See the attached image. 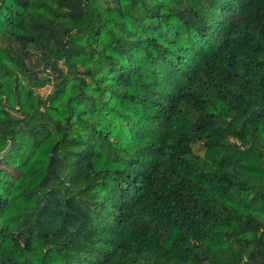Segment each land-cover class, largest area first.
<instances>
[{
  "label": "clouds",
  "instance_id": "1",
  "mask_svg": "<svg viewBox=\"0 0 264 264\" xmlns=\"http://www.w3.org/2000/svg\"><path fill=\"white\" fill-rule=\"evenodd\" d=\"M256 4L260 21L241 22L215 54L196 23L215 14L208 0L20 9L22 26L0 32V264H65L77 247L111 252L97 264H259ZM78 217L107 227L109 243L68 227Z\"/></svg>",
  "mask_w": 264,
  "mask_h": 264
},
{
  "label": "trees",
  "instance_id": "2",
  "mask_svg": "<svg viewBox=\"0 0 264 264\" xmlns=\"http://www.w3.org/2000/svg\"><path fill=\"white\" fill-rule=\"evenodd\" d=\"M29 5V0H0V32L4 29H18L22 26L24 22L23 13L20 9L27 8ZM209 8L212 9L215 14H209L210 19H204L203 17L196 20L199 31L202 37L208 35V30L211 29L213 35L212 44L209 48H214V53L223 51L224 48L235 44L231 41L230 37L234 29L238 25L247 20L249 23L252 21L259 22L261 16L259 11L253 12V8L258 9L256 0H208ZM218 10V11H216ZM185 12L191 13L190 9H186ZM159 19V14L155 16ZM179 35V33H177ZM152 44L153 41L150 39L147 42ZM170 43H175V41H170ZM243 44V42H241ZM249 50L255 55H259L260 49L258 47H251L245 45ZM239 47V45H237ZM264 67V64L257 63L256 70ZM259 74V73H258ZM260 83L264 85V76L261 77ZM147 179V177H145ZM136 192H140L137 188ZM123 215V214H122ZM121 217H116V223L120 222ZM77 226L84 230L85 234H91L93 232H99L101 239L104 244L109 243L110 230L107 227L99 228L94 217H83L76 218L69 223L68 227ZM2 232V230H0ZM3 240V236H0V241ZM101 241H97L100 243ZM259 245L258 250L253 253V259L257 257L260 258L259 264H264V241H256ZM104 255L105 257L110 256L111 252L104 251L102 253H97L95 248H84L77 247L76 254L71 259L65 261V264H97V261L93 259L94 255ZM11 260V257L8 258ZM12 264H19L18 261H12ZM48 264H56L55 258H49Z\"/></svg>",
  "mask_w": 264,
  "mask_h": 264
}]
</instances>
